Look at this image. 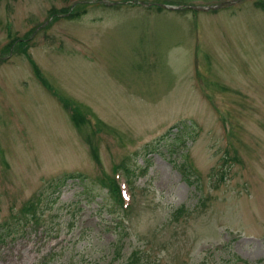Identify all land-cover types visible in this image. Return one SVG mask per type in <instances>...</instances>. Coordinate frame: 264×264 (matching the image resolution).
Masks as SVG:
<instances>
[{
  "label": "rangeland",
  "instance_id": "obj_1",
  "mask_svg": "<svg viewBox=\"0 0 264 264\" xmlns=\"http://www.w3.org/2000/svg\"><path fill=\"white\" fill-rule=\"evenodd\" d=\"M225 1L0 0V264H264V0L157 8Z\"/></svg>",
  "mask_w": 264,
  "mask_h": 264
},
{
  "label": "trees",
  "instance_id": "obj_2",
  "mask_svg": "<svg viewBox=\"0 0 264 264\" xmlns=\"http://www.w3.org/2000/svg\"><path fill=\"white\" fill-rule=\"evenodd\" d=\"M81 5L78 6V9H81ZM158 9H162V7H158ZM85 10H82L81 12H84ZM79 13L78 14H74L73 12H71L70 16L72 17H79ZM18 39V38H17ZM15 39L14 42L17 40ZM19 44H21L22 46H24L25 48V44L23 42H20ZM21 48V46L19 47ZM35 69H36V64L34 63ZM36 72H39V70L36 69ZM76 126L79 128L80 127V120H78L77 118L73 117ZM175 127H179L178 125H175ZM183 129L186 128L184 125H182ZM188 127V126H187ZM81 128V127H80ZM182 129H179V131H181ZM178 140L182 141L183 137L181 135H178ZM91 149H92V154L94 156V158L97 160L98 163H101V159L99 157L98 154V150L97 147L94 145V143H92L91 145ZM115 170H119L122 169L125 171V175L127 177H129L130 175H133V170L131 169L130 165L128 164V159L125 158L123 159L120 163H118L115 167ZM78 177H83L81 176V174H65L62 179H63V183L67 182L69 179L71 178H78ZM101 183L104 184V187L107 189V196L110 198V202L109 204L106 206V210L108 213L110 214H114L116 212H125L126 215L130 213V211L128 210H124L123 209V197H122V193H121V189H120V184L118 182L117 179H115V177H106L105 179H101ZM40 200L41 197L40 196H36L33 195V197L28 200L21 208V210H19V215L18 216H14L12 217L14 221L15 225H11L9 221H6L3 226L4 229L6 231V233L4 234V237H2L0 239L1 242H5L6 238H9L13 233V237L17 238V232L18 230L21 228L24 229L25 225H29L34 224V225H39L40 223H42V219H43V215L41 213H43V210H41L40 208ZM19 218V219H18ZM18 219V220H17ZM18 221V222H17ZM11 229V230H9ZM125 264H152L147 258H144L142 250H135L132 252V254L129 256V258L127 259Z\"/></svg>",
  "mask_w": 264,
  "mask_h": 264
},
{
  "label": "water",
  "instance_id": "obj_3",
  "mask_svg": "<svg viewBox=\"0 0 264 264\" xmlns=\"http://www.w3.org/2000/svg\"><path fill=\"white\" fill-rule=\"evenodd\" d=\"M223 4L217 5V6H209V7H201V9H208V8H216V7H220Z\"/></svg>",
  "mask_w": 264,
  "mask_h": 264
}]
</instances>
